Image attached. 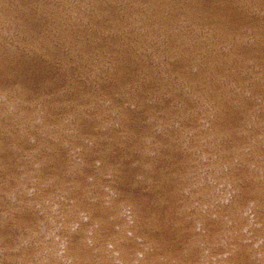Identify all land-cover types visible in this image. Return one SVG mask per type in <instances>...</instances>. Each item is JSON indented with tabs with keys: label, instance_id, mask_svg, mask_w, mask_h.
<instances>
[{
	"label": "rangeland",
	"instance_id": "374dc122",
	"mask_svg": "<svg viewBox=\"0 0 264 264\" xmlns=\"http://www.w3.org/2000/svg\"><path fill=\"white\" fill-rule=\"evenodd\" d=\"M76 1L0 0V264H264L257 0Z\"/></svg>",
	"mask_w": 264,
	"mask_h": 264
},
{
	"label": "bare ground",
	"instance_id": "6f19581e",
	"mask_svg": "<svg viewBox=\"0 0 264 264\" xmlns=\"http://www.w3.org/2000/svg\"><path fill=\"white\" fill-rule=\"evenodd\" d=\"M78 1V0H77ZM76 1V2H77ZM86 0H84L83 2H82V4L80 5V7L83 5V3L85 2ZM137 1H139V0H137ZM180 1V0H179ZM182 1V0H181ZM249 1V0H248ZM88 2V0L86 1V3ZM89 2L92 4V2L89 0ZM133 2H135L136 3V1H133ZM257 2V5H258V7H257V10H260V9H262V10H264V8L263 7H261V6H264V0H257L256 1ZM97 3V2H96ZM101 3V2H100ZM134 3V4H135ZM139 3V2H138ZM141 4H142V2H140ZM165 3V2H164ZM77 4H79V3H77ZM77 4H75V6L77 7ZM117 4V3H116ZM119 4V3H118ZM140 4V5H141ZM151 4V3H150ZM102 5V4H101ZM166 5H167V7H168V10L170 11L172 8H173V5H172V3H170V1L169 2H166ZM165 5V6H166ZM92 7V6H91ZM136 7V6H135ZM144 7V6H143ZM197 7V6H196ZM232 7V6H231ZM233 8V7H232ZM133 9H135V8H133ZM136 9H138V8H136ZM160 8L158 7L157 9H155V10H151V15H150V13L148 12L147 13V15L145 14V11L143 12V14L140 12V14H137L138 15V17H141V18H143V19H147V17H148V19L147 20H151L152 18H153V14H154V11L155 12H157L158 10H159ZM201 9V8H200ZM122 10V9H121ZM183 10V9H182ZM254 10H256V9H254ZM262 10H260V11H262ZM253 11V10H252ZM123 12V11H122ZM137 12V11H136ZM139 12V11H138ZM198 12V11H197ZM254 12V11H253ZM209 13V12H208ZM76 14V13H75ZM89 14V13H88ZM87 14V15H88ZM164 14V13H163ZM169 14V13H168ZM255 14V13H254ZM86 16V15H85ZM147 16V17H146ZM169 16V15H168ZM99 17V16H98ZM146 17V18H145ZM209 17V16H208ZM211 18V17H210ZM230 18V17H229ZM154 19V18H153ZM204 19V18H203ZM164 20V19H163ZM237 20V19H236ZM196 21V20H195ZM167 22V21H166ZM107 23V22H106ZM182 23V22H181ZM251 23V22H250ZM141 24V23H140ZM162 24V23H161ZM179 24V23H178ZM147 25V24H146ZM149 25V24H148ZM147 25V26H148ZM242 25H243V23H242ZM250 25H253L254 27L252 28V31L254 30V35H252V38L253 39H255V38H258V40L264 45V38L263 37H261V34L262 33H260V32H263V30H264V22L261 24L262 26H260L259 28H258V26H255L256 24H253V23H251ZM167 26V25H166ZM197 27V26H196ZM183 28V27H182ZM256 28H257V30H256ZM144 29V28H143ZM177 29V28H176ZM175 29V30H176ZM151 31V30H150ZM255 31H257V32H255ZM84 32V31H83ZM112 32V31H111ZM186 33V32H185ZM218 33V32H217ZM151 34V33H150ZM174 34V33H173ZM201 34V33H200ZM189 36V35H188ZM104 38V37H103ZM106 38V37H105ZM100 40V39H99ZM251 40V39H250ZM247 41V40H246ZM52 42V41H51ZM117 42V41H116ZM180 42V41H179ZM183 42V41H182ZM54 43V42H53ZM78 43V42H77ZM200 43V42H199ZM206 44V43H205ZM171 46V45H170ZM51 48H55V49H57V47H51ZM98 48V47H97ZM254 48V47H253ZM164 49V48H163ZM60 51V50H59ZM193 51V50H192ZM56 52H58V51H56ZM101 52V51H100ZM107 52V51H106ZM162 52V51H161ZM175 52V51H174ZM203 52V51H202ZM228 52V51H227ZM45 53H47L48 55L49 54H53V51H50L49 49H45ZM82 53L83 52H81V53H79V54H75V58L77 57V56H81L82 55ZM108 53V52H107ZM121 53V52H120ZM156 53V52H155ZM61 54L62 53H60V56H61ZM72 56H74V53H70ZM180 54H181V52H180ZM160 55V54H159ZM188 55V54H187ZM4 56V55H3ZM8 56V55H7ZM7 56H4L3 58H2V60H1V58H0V75H1V73L4 71V69L7 67L6 65H7V60L9 59V57L7 58ZM172 56V55H171ZM190 56H192V55H190ZM189 56V57H190ZM264 56V55H263ZM1 57H2V54H1ZM13 57V56H12ZM15 57V56H14ZM118 58V57H117ZM172 58V57H171ZM13 59V58H12ZM192 59V58H191ZM198 59H199V57H198ZM96 61V60H95ZM186 61H187V59H186ZM254 62H255V60H254ZM70 63H72V62H70ZM69 63V64H70ZM81 63V62H80ZM119 63V62H118ZM189 63V62H188ZM93 64V63H92ZM107 64V63H106ZM120 65V64H119ZM254 65V64H253ZM6 66V67H5ZM83 66V65H82ZM97 66V65H96ZM94 68V67H93ZM103 68V67H102ZM124 69V68H123ZM257 69V68H256ZM81 70V69H80ZM111 70V69H110ZM259 70V69H258ZM264 70V69H263ZM9 71V70H8ZM92 71V70H91ZM123 71V70H122ZM175 71V70H174ZM77 72V71H76ZM130 72V71H129ZM179 73V72H178ZM205 73V72H204ZM261 73V72H260ZM3 74V73H2ZM9 74V73H8ZM130 74V73H129ZM166 74V73H165ZM90 75V74H89ZM176 75V74H175ZM205 75V74H204ZM127 76V75H126ZM186 76V75H185ZM117 77V76H116ZM11 78V77H10ZM82 78V77H81ZM4 79V78H3ZM98 79V78H97ZM197 79H198V77H197ZM56 80V79H55ZM93 80V79H92ZM157 80V79H156ZM208 80V79H207ZM10 82V81H9ZM159 82V81H158ZM55 83V82H54ZM111 83V82H110ZM164 83V82H163ZM18 84V83H17ZM89 84V83H88ZM123 84H125V83H123ZM155 84V83H154ZM263 84V83H262ZM22 85V84H21ZM130 85V84H129ZM161 85V84H160ZM177 85V84H176ZM127 86V85H126ZM25 87V86H24ZM54 88V87H53ZM61 88H62V86H61ZM13 89V88H12ZM34 89V88H33ZM63 89V88H62ZM158 89V88H157ZM163 89V88H162ZM177 89V88H176ZM26 90V89H25ZM182 90V89H181ZM215 90V89H214ZM175 91V90H174ZM17 92V91H16ZM33 92V91H32ZM41 92H43V91H41ZM37 93V92H36ZM57 93V92H56ZM66 93V92H65ZM127 93V92H126ZM141 93V92H140ZM148 93V92H147ZM154 94V93H153ZM201 94V93H200ZM199 94V95H200ZM221 94V93H220ZM35 95V94H34ZM117 95V94H116ZM176 95V94H175ZM68 96V95H67ZM66 96V97H67ZM186 96V95H185ZM215 97V96H214ZM231 97V96H230ZM43 98V97H42ZM53 98V97H52ZM121 98V97H120ZM20 99V98H19ZM23 99V98H22ZM61 99V98H60ZM83 99V98H82ZM192 100V99H191ZM29 101V100H28ZM221 101V100H220ZM239 101V100H238ZM1 102V101H0ZM34 102V101H33ZM142 103V102H141ZM168 103V102H167ZM8 104V103H7ZM61 104V103H60ZM93 104V103H92ZM193 104V103H192ZM238 104V103H237ZM42 105V104H41ZM48 105V104H47ZM52 105V104H51ZM64 105V104H63ZM108 105V104H107ZM130 105V104H129ZM190 105H191V103H190ZM201 105V104H200ZM12 106V105H11ZM43 106V105H42ZM57 106V105H56ZM68 106V105H67ZM112 106V105H111ZM142 106V105H141ZM213 106V105H212ZM36 107V106H35ZM201 107V106H200ZM227 107V106H226ZM12 108V107H11ZM81 108V107H80ZM100 108V107H99ZM139 108V107H138ZM141 108V107H140ZM171 108V107H170ZM72 109H74V108H72ZM190 109V108H189ZM231 109V108H230ZM13 110V109H12ZM79 110V109H78ZM77 110V111H78ZM81 110V109H80ZM137 110V109H136ZM216 110V109H215ZM16 111V110H15ZM40 111V110H39ZM228 111V110H227ZM233 111V110H232ZM246 111V110H245ZM10 111H8V113H9ZM17 112V111H16ZM26 112V111H25ZM135 112V111H134ZM152 112V111H151ZM222 112V111H221ZM237 112V111H236ZM139 113V112H138ZM224 113H225V111H224ZM116 114V113H115ZM193 114V113H192ZM237 114V113H236ZM81 115V114H80ZM131 115V114H130ZM182 115V114H181ZM195 115V114H194ZM232 115V114H231ZM20 116V115H19ZM41 116V115H40ZM74 116V115H73ZM114 116V115H113ZM146 116V115H145ZM219 116V115H218ZM9 117V116H8ZM31 117V116H30ZM33 117V116H32ZM70 118V117H69ZM121 118V117H120ZM247 118V117H246ZM255 118V117H254ZM41 119V118H40ZM158 119V118H157ZM217 119V118H216ZM219 119V118H218ZM45 120V119H44ZM231 120V119H230ZM25 121V120H24ZM106 121V120H105ZM200 121V120H199ZM215 121V120H214ZM42 122H43V119H42ZM41 122V123H42ZM102 122V121H101ZM148 122V121H147ZM152 122V121H151ZM196 122V121H195ZM114 123V122H113ZM140 123V122H139ZM169 123V122H168ZM80 124V123H79ZM178 124V123H177ZM34 125V124H33ZM224 125V124H223ZM237 125V124H236ZM28 126V125H27ZM40 126H41V124H40ZM70 126V125H69ZM101 126V125H100ZM150 126V125H149ZM161 126V125H160ZM31 127V126H30ZM108 127H110V126H108ZM151 127V126H150ZM162 127V126H161ZM233 127V126H232ZM85 128V127H84ZM93 128V127H92ZM31 129V128H30ZM60 129V128H59ZM82 129V128H81ZM228 129V128H227ZM69 130V129H68ZM67 130V131H68ZM96 130V129H95ZM98 130V129H97ZM103 130V129H102ZM239 131V130H238ZM54 132V131H53ZM57 132V131H56ZM112 132H114V131H112ZM160 132H162V131H160ZM70 133V132H69ZM120 133V132H119ZM129 133V132H128ZM179 133V132H178ZM239 133V132H238ZM245 133V132H244ZM253 133V132H252ZM185 134V133H184ZM241 134V133H240ZM72 135V134H71ZM243 135V134H242ZM247 135V134H246ZM94 136V135H93ZM112 136V135H111ZM137 136V135H136ZM183 136V135H182ZM245 136V135H244ZM28 137V136H27ZM76 137V136H75ZM98 137V136H97ZM12 138V137H11ZM108 138V137H107ZM181 138V137H180ZM32 139V138H31ZM150 139V138H149ZM174 139V138H173ZM178 139V138H177ZM242 139V138H241ZM252 139V138H251ZM15 140V139H14ZM56 140V139H55ZM86 139H84V141H85ZM88 140V139H87ZM179 140V139H178ZM177 140V141H178ZM187 140H189V139H187ZM234 140V139H233ZM260 140V139H259ZM30 141V140H29ZM52 141V140H51ZM82 141V140H81ZM99 141V140H98ZM204 141V140H203ZM214 141V140H213ZM221 141V140H220ZM253 141V140H252ZM16 142V141H15ZM109 142V141H108ZM174 142V141H173ZM196 142V141H195ZM82 143V142H81ZM120 143V142H119ZM152 143V142H151ZM148 144V143H147ZM174 144V143H173ZM159 145V144H158ZM231 145V144H230ZM249 145V144H248ZM247 145V146H248ZM218 147V146H217ZM233 147V146H232ZM256 147H258V146H256ZM148 148V147H147ZM200 148V147H199ZM198 148V149H199ZM209 148V147H208ZM207 148V149H208ZM263 148H264V146H263ZM63 149V148H62ZM112 149V148H111ZM154 149V148H153ZM250 149V148H249ZM260 149V148H259ZM185 150V149H184ZM245 150V149H244ZM253 150V149H252ZM251 150V151H252ZM23 151V150H22ZM256 151V150H255ZM258 151V150H257ZM264 151V150H263ZM58 152V151H57ZM78 152V151H77ZM93 152V151H92ZM147 152V151H146ZM178 152V151H177ZM181 152V151H180ZM248 152V151H247ZM71 153V152H70ZM103 153V152H102ZM150 153V152H149ZM154 153V152H153ZM211 153V152H210ZM146 154V153H145ZM221 154V153H220ZM249 154H251V153H249ZM245 155V154H244ZM4 156V155H3ZM173 156H174V154H173ZM199 156V155H198ZM205 156V155H204ZM213 156V155H212ZM253 156H255V155H253ZM26 157V156H25ZM108 157V156H107ZM249 157H251V156H249ZM145 158V157H144ZM204 158V157H203ZM219 158V157H218ZM29 159V158H28ZM174 159V158H173ZM187 159V158H186ZM207 159V158H206ZM256 159V158H255ZM263 159V158H262ZM65 160V159H64ZM253 160V159H252ZM35 161V160H34ZM33 161V162H34ZM66 161V160H65ZM169 161V160H168ZM209 161V160H208ZM261 161V160H260ZM80 162V161H79ZM116 162V161H115ZM219 162V161H218ZM238 162V161H237ZM255 162V161H254ZM77 163V162H76ZM195 163V162H194ZM235 163V162H234ZM57 164V163H56ZM175 164V163H174ZM242 164V163H241ZM244 164V163H243ZM30 165H31V163H30ZM141 165V164H140ZM148 165V164H147ZM238 165V164H237ZM240 165V164H239ZM246 165V164H245ZM33 166H35V165H33ZM41 166V165H40ZM102 166V165H101ZM177 166V165H176ZM230 166V165H229ZM247 166V165H246ZM258 166V165H257ZM86 167V166H85ZM205 167V166H204ZM256 167V166H255ZM264 167V166H263ZM176 168V167H175ZM220 168V167H219ZM262 168V167H261ZM37 169V168H36ZM212 169V168H211ZM210 169V170H211ZM215 169H217V168H215ZM229 169V168H228ZM231 169V168H230ZM233 169H234V167H233ZM252 169V168H251ZM213 170V169H212ZM47 171V170H46ZM57 171V170H56ZM73 171V170H72ZM78 171V170H77ZM200 171V170H199ZM223 171V170H222ZM254 172H255V170H253ZM103 172V171H102ZM208 172V171H207ZM220 172V171H219ZM98 173V172H97ZM226 173V172H225ZM245 173V172H244ZM216 174V173H215ZM236 174V173H235ZM253 174V173H252ZM60 175V174H59ZM222 175V174H221ZM224 175V174H223ZM226 175V174H225ZM244 175V174H243ZM257 175V174H256ZM101 176V175H100ZM107 176V175H106ZM115 176V175H114ZM212 176V175H211ZM238 176V175H237ZM241 176H242V174H241ZM248 176H250V175H248ZM164 177V176H163ZM215 177V176H214ZM253 177V176H252ZM31 178V177H30ZM228 178V177H227ZM254 178H255V176L253 177V180H254ZM261 178V177H260ZM69 179V178H68ZM92 179V178H91ZM124 179V178H123ZM228 180V179H227ZM233 180V179H232ZM246 180V179H245ZM47 181V180H46ZM219 181V180H218ZM231 181V180H230ZM261 181V180H260ZM259 181V182H260ZM264 181V180H263ZM55 182V181H54ZM105 182V181H104ZM111 182V181H110ZM228 182V181H227ZM164 183V182H163ZM60 184V183H59ZM93 184V183H92ZM228 184V183H227ZM231 184V183H230ZM113 185V184H112ZM122 185V184H121ZM127 185V184H126ZM226 185V184H225ZM100 186V185H99ZM240 186V185H239ZM213 187V186H212ZM63 188V187H62ZM94 188V187H93ZM106 188V187H105ZM119 188V187H118ZM162 188V187H161ZM209 188V187H208ZM219 188V187H218ZM55 189V188H54ZM225 189V188H224ZM234 189V188H233ZM237 189V188H236ZM220 190V189H219ZM226 190V189H225ZM85 191V190H84ZM214 191V190H213ZM216 191V190H215ZM218 191V190H217ZM230 191H232V190H230ZM59 193V192H58ZM232 192H230L229 194H231ZM47 194V193H46ZM53 194V193H52ZM90 194V193H89ZM87 195V194H86ZM112 195V194H111ZM220 195V194H219ZM225 195V194H224ZM231 195H233V194H231ZM95 196H96V194H95ZM217 196V195H216ZM227 196V195H226ZM225 196V197H226ZM229 196V195H228ZM56 197V196H55ZM204 197V196H203ZM223 197V196H222ZM54 198V197H53ZM58 198V197H57ZM101 198V197H100ZM107 198V197H106ZM55 199V198H54ZM118 199V198H117ZM219 199V198H218ZM222 199V198H221ZM57 200V199H56ZM90 200V199H89ZM115 200V199H114ZM190 200V199H189ZM214 200V199H213ZM250 200V199H249ZM47 201V200H46ZM50 201H51V199H50ZM193 201V200H192ZM203 201V200H202ZM229 201V200H228ZM41 202V201H40ZM227 202V201H226ZM225 202V203H226ZM242 202H244V200L242 201ZM249 202V201H248ZM56 203V202H55ZM59 203V202H58ZM211 203V202H210ZM224 203V202H223ZM230 203V202H229ZM47 204V203H46ZM200 204V203H199ZM204 204V203H203ZM219 204V203H218ZM217 204V205H218ZM220 205V204H219ZM87 206V205H86ZM104 206V205H103ZM191 206V205H190ZM224 206H225V204H224ZM49 207V206H48ZM91 207V206H90ZM203 207V206H202ZM221 207V206H220ZM88 208V207H87ZM99 208H101V207H99ZM128 208V207H127ZM132 208V207H131ZM230 208V207H229ZM52 209V208H51ZM61 209H62V207H61ZM60 209V210H61ZM102 210V209H101ZM139 210V209H138ZM215 211V210H214ZM231 211H232V209H231ZM102 212V211H101ZM133 212H134V210H133ZM140 212V211H139ZM53 213V212H52ZM106 213V212H105ZM136 213V212H135ZM241 213H243V212H241ZM247 213V212H246ZM245 213V214H246ZM97 214V213H96ZM206 214V213H205ZM216 214V213H215ZM221 214V213H220ZM224 214V213H223ZM222 214V215H223ZM227 214H228V212H227ZM233 214V213H232ZM64 215V214H63ZM101 215V214H100ZM130 215V214H129ZM194 215V214H193ZM211 215V214H210ZM235 215V214H234ZM253 215V214H252ZM132 216V215H131ZM134 216V215H133ZM183 216V215H182ZM198 216V215H197ZM247 216V215H246ZM219 217V216H218ZM245 217V216H244ZM45 218H47V217H45ZM68 218V217H67ZM143 218V217H142ZM224 218V217H223ZM225 218H227V217H225ZM224 218V219H225ZM95 219V218H94ZM144 219V218H143ZM220 219V218H219ZM56 220V219H55ZM104 221V220H103ZM221 221H222V219H221ZM227 221V220H226ZM229 221V220H228ZM250 221V220H249ZM49 222V221H48ZM90 222V221H89ZM243 222H244V220H243ZM209 223H211V222H209ZM134 224V223H133ZM217 224V223H216ZM216 224L214 223V225L216 226ZM239 224V223H238ZM252 224V223H251ZM254 224V223H253ZM50 225V224H49ZM76 225V224H75ZM95 225V224H94ZM160 225V224H159ZM197 225H199V224H197ZM225 225V224H224ZM229 225V224H228ZM232 225V224H231ZM85 226V225H84ZM135 226V225H134ZM240 226V225H239ZM246 226V225H245ZM259 226V225H258ZM173 227V226H172ZM238 227V226H237ZM244 227V226H243ZM60 228V227H59ZM74 228V227H73ZM79 228V227H78ZM113 228V227H112ZM143 228V227H142ZM171 228V227H170ZM195 228V227H194ZM209 228V227H208ZM215 228V227H214ZM249 228V227H248ZM55 229V228H54ZM65 229V228H64ZM169 229V228H168ZM199 229V228H198ZM224 229V228H223ZM206 230V229H205ZM213 230V229H212ZM227 230V229H226ZM254 230V229H253ZM259 230V229H258ZM260 230H261V228H260ZM172 231V230H171ZM185 231V230H184ZM201 231V230H200ZM225 231V230H224ZM249 231V230H248ZM94 232H96V231H94ZM154 232V231H153ZM156 232H157V230H156ZM220 233H221V231H219ZM223 232V231H222ZM245 232V231H244ZM256 232V231H255ZM57 233H58V231H57ZM247 233V232H246ZM264 233V232H263ZM52 234V233H51ZM92 234V233H91ZM166 234V233H165ZM222 234V233H221ZM224 234H226V233H224ZM233 234V233H232ZM59 235V234H58ZM57 235V236H58ZM93 235V234H92ZM254 235H256V234H254ZM253 235V236H254ZM63 236V235H62ZM94 236V235H93ZM102 236V235H101ZM222 236V235H221ZM220 236V237H221ZM55 237V236H54ZM196 237V236H195ZM246 237V236H245ZM252 237V236H251ZM129 238V237H128ZM188 238V237H187ZM230 238V237H229ZM247 238V237H246ZM245 238V239H246ZM73 239V238H72ZM220 239V238H219ZM223 239V238H222ZM233 239V238H232ZM236 239V238H235ZM255 239H256V237H255ZM209 240V239H208ZM240 240V239H239ZM54 241V240H53ZM70 241V240H69ZM201 241H203V240H201ZM218 241V240H217ZM235 241V240H234ZM7 242V241H6ZM86 242V241H85ZM107 242V241H106ZM250 242V241H249ZM45 243V242H44ZM97 243V242H96ZM208 243V242H207ZM220 243V242H219ZM223 243V242H222ZM222 243H220V244H222ZM226 243V242H225ZM232 243H233V241H232ZM231 243V244H232ZM58 244H60V243H58ZM93 244V243H92ZM131 244V243H130ZM141 244V243H140ZM176 244V243H175ZM199 244V243H198ZM204 244H205V242H204ZM226 244H228V243H226ZM230 244V243H229ZM242 244V243H241ZM71 245V244H70ZM210 245V244H209ZM240 245V244H239ZM245 245V244H244ZM254 245V244H253ZM264 245V244H263ZM91 247H92V245H90ZM137 246V245H136ZM193 246H194V244H193ZM206 246V245H205ZM212 246V245H211ZM224 246V245H223ZM246 246V245H245ZM42 247V246H41ZM124 247V246H123ZM132 247V246H131ZM203 247V246H202ZM207 247V246H206ZM253 247V246H252ZM259 247V246H258ZM44 248V247H43ZM111 248V247H110ZM214 248V247H213ZM229 248V247H228ZM261 248H262V246H261ZM45 249V248H44ZM119 249V248H118ZM125 249V248H124ZM164 249V248H163ZM205 249H207V248H205ZM211 248H209V250H210ZM225 249V248H224ZM8 250V249H7ZM97 250V249H96ZM109 250V249H108ZM167 250V249H166ZM221 250V249H220ZM239 250V249H238ZM74 251V250H73ZM262 251V250H261ZM13 252V251H12ZM51 252V251H50ZM120 252V251H119ZM174 252V251H173ZM202 252V251H201ZM211 252V251H210ZM258 252V251H257ZM57 253V252H56ZM139 253V252H138ZM168 253V252H167ZM180 253V252H179ZM183 253V252H182ZM221 253V252H220ZM259 253V252H258ZM53 254H54V252H53ZM149 254V253H148ZM162 254V253H161ZM234 254V253H233ZM12 255V254H11ZM160 255V254H159ZM206 255V254H205ZM261 255V254H260ZM129 256V255H128ZM134 256V255H133ZM143 256V255H142ZM157 256V255H156ZM217 256V255H216ZM80 257V256H79ZM91 257V256H90ZM218 257H220V256H218ZM236 257H237V255H236ZM260 258V257H259ZM264 258V257H263ZM218 259H220L221 260V258H218ZM223 259H224V257H223ZM228 259V258H227ZM121 260V259H120ZM145 260H146V256H145ZM169 260V259H168ZM208 260V259H207ZM219 260V261H220ZM161 261H162V259H161ZM234 261V260H233ZM76 262V261H75ZM117 262H118V260H117ZM132 262H134V261H132ZM178 262V261H177ZM215 262H216V260H215ZM263 262V261H262ZM67 263V262H66ZM85 263V262H84ZM88 263V262H87ZM124 263H125V261H124ZM160 263V262H159ZM235 263V262H234ZM32 264V263H31ZM71 264V263H70ZM137 264V263H136ZM161 264V263H160ZM171 264V263H170ZM180 264V263H179ZM218 264H220V263H218ZM222 264V263H221Z\"/></svg>",
	"mask_w": 264,
	"mask_h": 264
}]
</instances>
